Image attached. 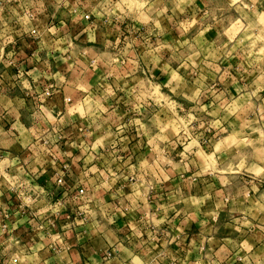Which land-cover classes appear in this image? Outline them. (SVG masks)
<instances>
[{"label": "crops", "instance_id": "0c3cea01", "mask_svg": "<svg viewBox=\"0 0 264 264\" xmlns=\"http://www.w3.org/2000/svg\"><path fill=\"white\" fill-rule=\"evenodd\" d=\"M95 2L93 0V6ZM73 5H77V0H70L69 7ZM78 7L79 11L88 13L83 4ZM166 7L167 16L159 21L157 28L153 18L143 12L130 21H113L104 25L96 15L81 19L68 8L58 7L55 0H43V3L41 0H13L6 5L8 9H16L19 16L6 10L4 22L0 23V46L4 49L0 58V101L23 102L25 107L20 108L15 116L6 111L0 114V128L3 129L0 140L11 144L7 150L0 148V159H19L23 163L35 155V139L32 147L22 146L26 131L33 136L37 133L26 116H34L37 122L40 119L39 114L34 113V96L23 87L24 82L31 84L33 89L37 87L31 75L33 71L67 73L68 85L59 96L62 98L70 93L76 98L79 93L73 90V83L81 77L84 79L81 87L89 81L95 83L103 70L102 66L97 71L95 65L102 55H107L104 49L111 45L113 53L120 49L127 56L124 71L118 73L114 68L112 72L117 73L118 78L128 80L132 87H136L138 79L141 92L146 95L150 93L144 87L143 72H137L135 78L129 77L128 73L133 70L134 60L139 68H145V58L157 59L162 50L163 58L150 73L153 83L165 86L162 91L167 94L172 76L179 75L188 83L190 91L180 96L179 111L168 106L176 119L164 122V136L160 140H152L147 135L141 137L134 128L125 133L129 137L125 145L127 152L121 154L125 159H131L136 171L125 169L124 179L115 181L109 191L103 190L99 183L91 187L88 179L81 178L78 169L84 168L83 160L73 162L61 157L56 163L59 172L65 173L63 184L55 183L58 173L51 164L37 165L31 170L28 165L24 166L23 170L28 174L17 178L25 182V187L31 184L37 191V204L28 206L22 201L20 190L14 187L12 178L16 175V168L5 169L6 174L0 176V226L6 225L10 232L5 233L4 239L10 234L20 241L21 246L51 245L55 249V238L59 236L72 245L68 251L72 264H120V257L127 255L133 247L139 249L141 241H148L155 233V253H164L161 264H171L173 254L193 262L203 256V264H209L207 256L211 255L212 264H234L229 253L231 240L240 235L236 231L237 222L243 219L246 211L264 204V127L255 123L259 119L252 111L255 99L251 104H243L241 89L245 81L236 71L231 72L226 89L222 83H217L216 88L208 86L212 83L211 69L214 66L224 70L229 64L233 69L241 66L243 57L235 55V50L231 59L218 60L216 65L211 60L219 48H232L240 38L243 25L240 27L237 21L223 26L226 23L221 16L223 0H194L192 5L182 6L183 11L177 9L175 15L171 4ZM24 10L32 12L28 21L23 19ZM25 23L34 27L39 35L25 31ZM45 26L60 29L61 40L72 38L79 57L75 60L76 68L73 67L74 61L67 58L72 53L61 52L69 45L60 44L50 50L55 38L48 39L53 35L50 30L47 36L44 35ZM90 30L95 33V42L90 41ZM252 47L258 48V45L254 43ZM243 66L248 67L246 63ZM169 67L179 69L178 73L173 71L166 75L162 69ZM205 70L209 75L204 79L205 92L201 96L197 81ZM227 76L226 71L225 75L219 76V81H225ZM246 82L253 90L261 86L259 72L247 76ZM53 83L41 77L40 90L43 91L45 84ZM176 83L179 86V82ZM258 95L264 98V90ZM53 99L49 97L50 101ZM76 106L79 107L78 101ZM126 111L123 104L117 106L119 114ZM185 112L198 118L207 117L202 121L203 127L194 122L198 129L196 135L200 137L195 145L184 142V137L191 135ZM76 123V134L79 135V128L86 125L81 121ZM58 143L61 153L70 150L66 139ZM164 143L168 147L162 152ZM71 151L77 157L81 155L78 148ZM185 153H194L188 159H195L198 163L178 167ZM53 158L46 156L45 160ZM65 164L72 168V175L66 174ZM95 167L104 177L103 162L96 163ZM87 175L95 180V168ZM79 188L82 194H91L89 207L96 213L95 224L86 219V211H81L83 197L78 193ZM206 196L209 198L203 204L197 203ZM48 207L52 210L48 211ZM56 207L60 209L58 215L55 214ZM260 220H264V212L255 218L256 223ZM78 221L85 223L80 225ZM157 221H164L159 224V231ZM69 227L71 231H66ZM181 229L183 246L172 242L167 245L165 253V236L176 237ZM193 242L202 252L193 249ZM107 250L109 254L105 255ZM0 264H5L3 257H0Z\"/></svg>", "mask_w": 264, "mask_h": 264}, {"label": "clouds", "instance_id": "9594fccd", "mask_svg": "<svg viewBox=\"0 0 264 264\" xmlns=\"http://www.w3.org/2000/svg\"><path fill=\"white\" fill-rule=\"evenodd\" d=\"M12 2L13 0H0V23L4 22L6 10L17 17L19 16L16 9L6 8V5ZM41 3H43V0H41ZM55 3L58 7L68 8L71 13L78 15L81 19H85L87 16L84 12L79 11L78 7L83 4V6L88 8V15H96L98 21H102L104 25H110L113 21L117 23L130 21L131 18L143 12L153 18V23L158 28L159 21L167 16L168 8L166 4L172 5L171 10L173 15H175L177 9L183 11L184 8L182 6L192 5L194 0H96L94 6L93 0H77V5L72 7H69L70 0H55ZM221 16L226 21L223 26L227 27L229 24L239 21L243 28L240 38L232 45L231 49L221 47L216 51L211 60L212 64L216 65L218 60L231 59L234 50L235 55H242L243 58L241 66L235 69H233L231 64H229L227 70L214 66L211 69L212 83L208 87L216 88L217 83H222L226 89L231 72L236 71L240 79L245 81L244 88L241 89L243 104H251L253 99H255L256 103L252 104V111L254 115L259 117L255 123L264 127V124H261V121H264V98L258 95L260 91L264 90V0H223ZM23 19L28 21L30 17L25 15ZM190 20L195 22L194 18H190ZM217 23L219 24L220 21H217ZM49 30L53 35L48 37V39L55 38V43L50 46V50L58 48L60 44L69 45L67 49H61V52L72 53L67 58L74 61L73 67L76 68L75 60L79 57L75 52L72 38L61 40L59 39L60 29L54 27L48 29L47 26L44 29L45 36H47ZM25 31L32 35H39L28 23H25ZM89 38L90 41L95 42L94 31L90 30ZM253 43L257 44L258 48H253ZM45 47H49V45H45ZM111 49L112 46L108 45L104 49L107 55H102V59L95 65L97 71H100L103 66V70L100 71V76L95 83L89 81L86 86L81 87L84 83L83 77L73 83V90L79 93L76 98H72L70 93H66L62 98L59 96L60 91L68 85L67 73L33 71L31 75L33 80L37 82L35 89H33L31 84L24 82L23 87L36 100L34 113H38L40 119L37 122L34 116H26V119L32 122V127L37 129V133L33 136L26 131L25 136L22 138V146L32 147V141L35 139V155L23 163L19 159L15 161L7 157L0 159V176L6 174L5 169L16 168V175L12 179L15 181L14 187L21 190L23 194L24 204L28 206L37 204V200H33L31 196L24 192L25 182L17 178L28 174L23 170L25 165H28L29 170H31L36 168L37 165L43 167L45 163L51 164L60 177L58 182L62 183L65 173L59 172L56 160L61 157L71 159L73 162L83 160L84 168L78 169L81 178L88 179L91 187H95L96 183H99L103 190L109 191L115 181L124 179L125 169H129L132 172L136 171V166L132 165L131 159H125V156L121 154L127 152L125 145L129 137L125 133L134 128L141 137L147 135L152 140H160L164 136V122L176 119L168 110V106L172 105L179 111L181 105L178 100L184 92L190 91V89L188 88V83L179 75L172 76L171 81L167 85L169 88V93L167 94L162 91L165 86L153 83L154 78L150 73L153 71V66L158 63V60L163 58L162 50L161 53L157 54V59L145 58V68H139L134 60L133 70L128 73L129 77L135 78L137 72H143L144 87H147L150 93L145 95L141 92V85L138 79L135 81L136 87H132L128 80L120 79L117 77V73L112 72L114 68L118 73L124 71L127 56L120 49H116L114 53ZM3 54V46H0V58L3 57ZM85 63H87V60H85ZM245 63L248 65L247 69L243 66ZM89 67L93 66L89 65ZM162 71L166 75H171L173 71L178 73L179 69L174 70L169 67L162 69ZM199 71L200 69H198ZM226 71L228 76L225 81H219V76L225 75ZM257 72L260 74L262 84L253 90L246 80L247 76H253ZM208 75L209 73L205 70L204 75L197 81L201 96L204 95V79ZM41 77L52 80L54 83L45 84L43 91H41L39 84ZM177 81L179 86L176 83ZM245 89H248V91H245ZM49 97H54V99L50 101ZM77 101L79 102V107L76 106ZM120 104H123L127 110L125 114L117 112V106ZM22 107H25L23 102L9 101L4 103L0 101V114L6 111L9 115L15 116ZM69 109H71V112H69ZM25 111L27 112L26 108ZM184 117L186 124L189 126L188 132L191 133V135L184 137V142L186 144L191 142L195 145L200 137L196 135L198 129L195 128L194 122L203 127L202 121L207 119V117L198 118L197 115L188 112L184 113ZM158 118L161 119L158 120ZM77 121H81L86 125V127L79 128V135L76 134ZM177 122L179 123V121ZM65 128H68L69 131L65 132ZM2 132L3 129L0 128V133ZM132 138L134 139L135 137ZM61 139L67 140L69 151L61 153L58 143ZM40 141H43V144ZM10 147L11 144L6 140H0V148L7 150ZM167 147L168 144L164 143L161 151L163 152ZM75 148H78L81 152L79 157L75 156L71 151V149ZM190 155L194 156V153H185L178 167L183 168L184 164L198 163L195 159H188ZM46 156L54 158L46 161ZM101 161L104 164V177H101L100 169L95 167L96 163ZM64 168L67 170V175H72V168L68 164H65ZM92 168H95V180H92L91 176L87 175ZM90 196L91 194L87 192L82 194L81 211H86V219L92 220L93 224H95L96 213L89 207L91 203ZM208 198L206 196L197 201V203L203 204L204 200ZM47 210L51 211L52 208L48 207ZM59 211V207H56L55 214L58 215ZM262 212H264V204L254 210L246 211L243 219L237 222L236 231L240 235L238 238L231 240V252L229 253L234 260V264H264V220H260L259 223L255 222L256 216ZM249 217H252V219H249ZM163 222H156L157 231H159V224ZM84 223L85 221H78L80 225H84ZM66 231H71V227L67 228ZM178 231L179 234L176 237L165 236V253L167 252V245L172 242H179L183 246V231L182 229ZM6 232H10L8 227L6 225L0 226V249H2L0 257L4 258L5 264H63L65 260L67 264H72V259L68 255L72 245L67 243L62 237L57 236L55 238L57 241L55 249L51 245L46 247H28L21 246L20 241L10 234L8 239H4ZM155 240L156 235L154 233L149 236L148 241H141L139 249L133 247L127 255L120 257V264H161V257L164 253H155V244L153 243ZM192 247L202 252V249L196 248L195 242H193ZM146 248L147 252H145ZM203 259L204 257L201 256L193 262L187 258H181L179 254H173L171 264H203ZM207 259L209 264H212V256H207Z\"/></svg>", "mask_w": 264, "mask_h": 264}, {"label": "built area", "instance_id": "2783aa9c", "mask_svg": "<svg viewBox=\"0 0 264 264\" xmlns=\"http://www.w3.org/2000/svg\"><path fill=\"white\" fill-rule=\"evenodd\" d=\"M24 12H25V10H24ZM25 15H28L30 18H32V12H31V11H27V10H26ZM85 15L87 16V18H85V19H88V13H85ZM32 28L35 29L34 27H32ZM35 30H36V29H35ZM36 32H37V30H36ZM30 34H31V33H30ZM59 179H60V177H59V175H58V176L55 178V183H56V184H63V179H62V183L58 182ZM24 192H26L27 195L31 196V198H32L33 200H36V199H37V191H36V189H34V187H33L31 184H27V186H26L25 189H24ZM78 193H79V195L82 194V189H81V188L78 189ZM20 195H22L21 190H20ZM21 199H22V198H21ZM104 254H105V255H108V254H109V251H108V250L105 251Z\"/></svg>", "mask_w": 264, "mask_h": 264}, {"label": "rangeland", "instance_id": "374dc122", "mask_svg": "<svg viewBox=\"0 0 264 264\" xmlns=\"http://www.w3.org/2000/svg\"><path fill=\"white\" fill-rule=\"evenodd\" d=\"M130 8H131V6H130ZM241 26H242V24L240 25V27H241ZM240 30H242V29H240ZM253 44H254V43H253ZM253 44H252V45H253ZM22 195H23V194H22ZM22 195H21V198H22ZM22 201H23V198H22ZM23 202H24V201H23Z\"/></svg>", "mask_w": 264, "mask_h": 264}]
</instances>
